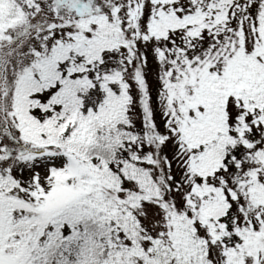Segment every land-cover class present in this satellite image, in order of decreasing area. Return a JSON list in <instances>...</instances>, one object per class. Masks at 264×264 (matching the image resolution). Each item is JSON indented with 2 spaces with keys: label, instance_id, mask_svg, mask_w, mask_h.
Here are the masks:
<instances>
[{
  "label": "snow or ice",
  "instance_id": "6c2138e0",
  "mask_svg": "<svg viewBox=\"0 0 264 264\" xmlns=\"http://www.w3.org/2000/svg\"><path fill=\"white\" fill-rule=\"evenodd\" d=\"M0 264H264V0H0Z\"/></svg>",
  "mask_w": 264,
  "mask_h": 264
}]
</instances>
